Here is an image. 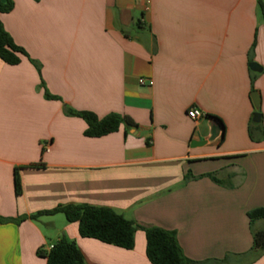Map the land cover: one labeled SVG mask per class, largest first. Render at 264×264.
I'll use <instances>...</instances> for the list:
<instances>
[{
  "label": "crops",
  "instance_id": "0c3cea01",
  "mask_svg": "<svg viewBox=\"0 0 264 264\" xmlns=\"http://www.w3.org/2000/svg\"><path fill=\"white\" fill-rule=\"evenodd\" d=\"M13 2L0 21L26 56L0 60V264H46L36 250L60 238L85 264H150L143 229L152 227L175 232L193 261L264 264L250 253L264 218L247 215L264 208L258 0ZM190 108L202 116L191 120ZM68 111L133 125L90 138ZM64 204L110 208L142 229L125 250L81 238L61 214L13 221Z\"/></svg>",
  "mask_w": 264,
  "mask_h": 264
},
{
  "label": "trees",
  "instance_id": "16d2710c",
  "mask_svg": "<svg viewBox=\"0 0 264 264\" xmlns=\"http://www.w3.org/2000/svg\"><path fill=\"white\" fill-rule=\"evenodd\" d=\"M257 4L264 20V5L260 0H258ZM13 5V0H0V15L9 13L13 9ZM21 56H26V53L13 42L0 21V60L9 66H16L20 63ZM68 114L77 116L85 121L87 129L84 135L90 138H98L116 132L123 122L129 126L133 125L129 119L121 118L115 114H110L101 119L95 114L86 111H68ZM40 167H42L41 164H35L22 168ZM19 169H14V192L16 196L21 193ZM206 176L216 181L211 175ZM190 178L192 176L186 175L184 181ZM56 214L63 215L68 223H77L78 235L81 238L94 239L125 250L133 248L134 233L137 229H142L110 208L85 204L58 205L51 210L39 211L13 221L17 223L26 219L37 221L40 217ZM247 215L250 220L264 218V208L254 209ZM143 231L146 240L145 255L150 264H216L220 262L215 260L199 262L186 258L178 245L175 232L173 231L156 227L145 228ZM252 235L250 253L252 252L257 256L263 255L264 231L253 232ZM36 256L45 259L46 264H85L84 258L75 243L65 238L57 240L47 251L43 248H38Z\"/></svg>",
  "mask_w": 264,
  "mask_h": 264
},
{
  "label": "water",
  "instance_id": "95a60500",
  "mask_svg": "<svg viewBox=\"0 0 264 264\" xmlns=\"http://www.w3.org/2000/svg\"><path fill=\"white\" fill-rule=\"evenodd\" d=\"M249 68H250V70L255 71V72L260 71V68H258V66L255 63H250L249 64ZM250 99H251L252 105L254 107L253 121L254 122H258V120L260 118V115L258 113V108H259V96H258V93L256 91L252 92L250 94ZM215 135H216V132H214V130H212V134H211V138L210 139H213L215 137ZM204 143L205 142L191 141L190 144H191V146H194V145H202Z\"/></svg>",
  "mask_w": 264,
  "mask_h": 264
},
{
  "label": "built area",
  "instance_id": "2783aa9c",
  "mask_svg": "<svg viewBox=\"0 0 264 264\" xmlns=\"http://www.w3.org/2000/svg\"><path fill=\"white\" fill-rule=\"evenodd\" d=\"M140 83H142V81H140ZM186 115L188 118L195 121V120H198L202 116V113L196 108H190L186 112Z\"/></svg>",
  "mask_w": 264,
  "mask_h": 264
},
{
  "label": "rangeland",
  "instance_id": "374dc122",
  "mask_svg": "<svg viewBox=\"0 0 264 264\" xmlns=\"http://www.w3.org/2000/svg\"><path fill=\"white\" fill-rule=\"evenodd\" d=\"M61 218H63V215H61Z\"/></svg>",
  "mask_w": 264,
  "mask_h": 264
}]
</instances>
